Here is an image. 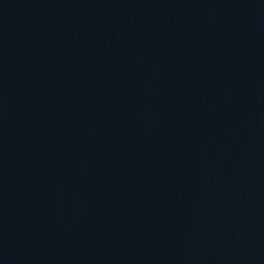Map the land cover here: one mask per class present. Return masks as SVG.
Instances as JSON below:
<instances>
[{"label": "water", "instance_id": "1", "mask_svg": "<svg viewBox=\"0 0 264 264\" xmlns=\"http://www.w3.org/2000/svg\"><path fill=\"white\" fill-rule=\"evenodd\" d=\"M0 203L36 264H264V0H0Z\"/></svg>", "mask_w": 264, "mask_h": 264}]
</instances>
